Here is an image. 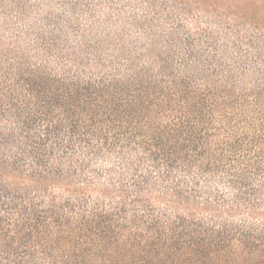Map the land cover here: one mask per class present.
Instances as JSON below:
<instances>
[{"label":"trees","instance_id":"trees-1","mask_svg":"<svg viewBox=\"0 0 264 264\" xmlns=\"http://www.w3.org/2000/svg\"><path fill=\"white\" fill-rule=\"evenodd\" d=\"M0 264H264V0H0Z\"/></svg>","mask_w":264,"mask_h":264}]
</instances>
